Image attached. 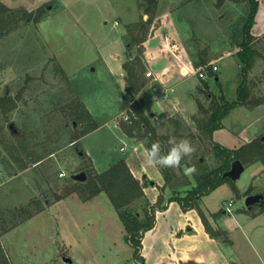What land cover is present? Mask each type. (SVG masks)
I'll return each mask as SVG.
<instances>
[{
    "label": "rangeland",
    "instance_id": "374dc122",
    "mask_svg": "<svg viewBox=\"0 0 264 264\" xmlns=\"http://www.w3.org/2000/svg\"><path fill=\"white\" fill-rule=\"evenodd\" d=\"M9 1L33 11L40 7L45 16L38 22L33 21L35 14L31 19L23 18L0 38V95L6 91L16 97V106L8 117L0 111V217L5 220L3 225H9L7 220L11 218L12 211L35 196L48 197L53 206L4 233L1 237L3 244L16 264H113L119 259H114L106 245L101 243L104 240L101 231L108 226L116 234L119 227L116 224L112 226L110 218L105 221L95 218L101 213H109L110 216L112 207L108 206V212H105L104 206L87 209L78 205L80 197L77 192L63 195V186L68 175L81 167L83 160L78 149H82L101 169L121 158L126 161L129 156L127 162L145 182L152 204L158 199L163 178L161 171L146 168L143 143L134 145L121 132V123L125 121L123 115L131 107L122 68L129 40L125 25L140 18L138 0ZM258 2L261 5L258 21L264 24V0ZM244 8L245 2L241 0H223L221 3L217 0H157L158 16L154 18L150 31H155L150 41L158 43L157 51L147 52L145 46L141 53L145 70H150L152 76H147L145 72L146 82L139 96L144 111L155 113L158 124L171 115H178L189 130L197 133L192 118L197 109L193 93L203 78L198 76L197 69L193 68L195 73L184 80L181 75L158 78L160 83L173 85L176 89L180 87L182 102L179 105L183 109L177 110L170 104V96H163V89L153 78L165 65L169 67V72L175 71L173 53L168 45L163 44L174 39L182 41L190 62V54L195 53L197 47L207 44L218 66L215 70L217 78H207L210 90L223 93L229 101L236 98L240 66L236 47L230 41L233 30L237 31L235 23L243 18ZM136 53L138 51L134 47L131 55ZM257 61L255 74L264 69L260 66L261 60ZM59 66L64 73L58 70ZM72 98H79L91 113L92 120L98 124L96 129L81 136L74 144L70 142L71 138L88 120L72 124L71 119L63 115L61 106ZM186 102H191L192 109H184ZM239 107L232 108L224 116L223 125L217 128L213 137L229 148L240 146L253 130V137L264 133V105L255 109ZM116 120L120 128L115 124ZM8 126L20 135L21 140H29L26 151L18 149L15 154L25 157L35 142L41 152L51 149L53 153L38 164L25 158L22 164L15 162L2 141L8 140L15 145L19 143V138L10 134ZM168 130L172 128L158 126V133L166 144H169L166 139L170 142L184 138L190 140L193 146L198 143L197 139H191L188 131L183 135L170 136ZM121 146H124L123 150ZM205 158L209 166L215 164L210 152L206 151ZM260 163L257 161L246 166L234 163L231 181L237 192L231 182H224L203 194L198 201L199 207L205 212L218 213L220 217H230V222L234 224L231 216L223 212V203L231 201L233 213H245L244 210L248 209L244 204L245 192L249 186L253 185L255 192H264V171L254 176L261 168ZM60 171L64 172L63 176L59 175ZM177 171L180 173L179 169ZM166 192L168 196L169 192ZM56 194L67 196L56 202L53 201ZM101 197H105L104 194ZM171 201L168 213L184 212L182 207L176 212L179 202ZM260 207L264 208V204L254 205L253 210H260ZM153 211L157 216L160 209L155 206ZM59 229L66 242H74L71 248H63L57 232ZM92 233L93 236L98 234V237H89ZM92 242L99 245L93 246ZM122 243L124 253L120 260L133 249L123 236ZM253 244L255 241L248 245L249 252ZM246 247L244 244V251H247ZM65 256L72 261H64Z\"/></svg>",
    "mask_w": 264,
    "mask_h": 264
},
{
    "label": "trees",
    "instance_id": "16d2710c",
    "mask_svg": "<svg viewBox=\"0 0 264 264\" xmlns=\"http://www.w3.org/2000/svg\"><path fill=\"white\" fill-rule=\"evenodd\" d=\"M222 1L217 0V3ZM241 1L245 2L243 18L235 23L237 31L233 30L232 40L230 41L236 47V57L240 66V81L236 88V98L234 100L229 101L223 93H214L209 88L207 78L217 76L215 70L212 69L211 60L213 55L209 53L210 47L207 44L203 47H197L195 53L190 54L192 65L197 69V72L204 70L207 75L206 78L201 79L202 81L193 93L197 102V109L192 118L197 133L189 130L185 121L178 115H171L162 120L161 124H158L155 120V113L144 111L140 102L139 91L146 82V70L141 53L143 54L145 50V41L153 34L150 31L153 29L154 18L158 16L156 15L157 0H138V7L141 9L140 18L125 25L129 40L126 43L127 56L122 63V68L125 73V89L131 102V112L135 113V117L132 116L130 121L121 123L124 133L141 141L146 150L151 143L159 142L162 152L166 153L171 145L167 139L166 141L169 144H166L162 135L158 133V126L164 125L167 128H172L171 131L168 130L170 136L183 135L188 131V135L192 136V140L197 139L198 143L194 145L196 151L192 156L185 157L181 162V166L178 168L180 173L177 169L158 168L162 173L164 182L160 187L157 201L152 204L143 189L145 182L133 175L124 159H118L106 169L97 171L88 154L84 150L78 149L83 162L75 173L83 171L86 177L84 180H76L73 178L75 173L68 175L63 186V195L74 191L78 193L81 199L86 200L101 192L105 193L123 224L124 237L132 246L133 256L138 261H142L140 254L142 236L146 230L154 225L153 207H164V193H167L166 190L169 192L168 200H177L184 210L192 207L198 210L204 227L211 236L227 239V234L223 229H214L209 224L206 214L199 207L198 201L203 194L227 181L231 182L233 189L237 192V188L229 175L234 163L246 166L260 161L264 164V133H260L234 148L226 147L213 139L214 130L223 125L222 119L232 108L237 106L254 108L258 105H264V69L258 74L254 73L255 66L258 65V59L261 60L260 66L264 67V36L255 37L250 32L258 0ZM40 9L39 7L33 11L27 10L23 6L8 7L0 1V38L12 30L17 22L23 18L25 20L31 19L32 15L35 14L33 21H40L45 16ZM134 47H136L138 53L132 56L131 50ZM58 70L64 73L60 66ZM15 106L16 97L4 91L0 95V111L5 117H8L9 112ZM61 111H63V115L71 119L72 124L88 120V123L82 127L79 133L71 138L70 142L72 144L76 143L84 134L98 127V124L92 120L88 108L79 98L70 99L69 102L61 106ZM9 129L10 134L19 138V143L15 145L8 142V140L2 141L4 148L15 162L22 164L25 158L34 164H38L43 161L45 156L53 153L51 149L41 152L37 148L38 143L35 142L31 144V149L25 157L15 154L18 149L22 152L26 151L29 140H25L26 142L21 140L20 135L14 129L11 127ZM166 136L168 137V135ZM206 151L210 152L215 158V164L212 166H209L206 161ZM193 166L196 168V173L190 176L185 175L184 169ZM252 192H254L253 185H250L245 195ZM63 195L56 194L53 201L60 199ZM48 204H51L48 197L35 196L12 211L9 225H3L5 220L0 217L3 220L0 221V235L19 222L41 211ZM252 209L253 206L249 211ZM260 210H264V208ZM217 214L213 213V216L215 217ZM0 264H12L1 239Z\"/></svg>",
    "mask_w": 264,
    "mask_h": 264
},
{
    "label": "crops",
    "instance_id": "0c3cea01",
    "mask_svg": "<svg viewBox=\"0 0 264 264\" xmlns=\"http://www.w3.org/2000/svg\"><path fill=\"white\" fill-rule=\"evenodd\" d=\"M0 1L8 7L23 6L25 8H28L24 5L14 4L9 0H0ZM260 6L261 5L258 2L257 10L254 16V22L250 28L251 34L255 37L264 36V24L258 21V17L261 11ZM28 10L31 9L28 8ZM154 34L155 31L152 34V36H150L144 43L147 52L151 51V53H155L157 51L155 49H157L158 43L154 44L153 42L150 41V39L153 37ZM163 44H166L170 47L169 50L171 53H173L172 59L175 60L173 64L175 66L173 67L175 68L174 72H176V70L178 72L176 73L172 71L169 72L168 71L169 67L165 65L161 67L160 71L158 72V76L154 75L155 80L158 81L156 82L158 83V86L161 89H163L162 91L163 92L162 94H164L163 96H167V95L170 96V101H171L170 104L177 110L178 108L183 109L179 105V103L182 102L181 98L179 97V92L181 91L180 87H177L176 89L173 85L160 83L159 79L160 78L163 79L164 77L170 78L181 75L182 76L181 79L184 80L186 78L191 77L195 73L193 69L194 67L190 65L191 62L189 58L186 57L187 53L186 51H184L185 49L183 47L184 45L182 44V41L174 39L169 43H163ZM149 47H151L150 50ZM214 62L215 59H212L211 63L215 64ZM170 87H173L172 91H169ZM165 90H167V92H165ZM183 105H184V109L185 108L192 109L191 102H186V104ZM115 124L117 125V127H119V125L116 122ZM216 131L217 129L214 130L213 137ZM121 132L123 136L129 138L134 145L137 144L138 142H141L135 138L128 136L123 131ZM254 132H255L254 130L252 132H249L247 138H244L243 141L246 142L250 140L253 137ZM136 147H138V145ZM86 153L91 158V156L87 151ZM128 159L129 156H127V160ZM91 160L94 168L97 171H102L113 163L110 162L105 168L101 169L94 163L93 158H91ZM127 164L130 170L132 171L133 175L143 182L140 175L135 171V169L131 167L130 163L127 162ZM260 164H261L260 165L261 168L258 170V172L255 173L254 176L264 171V164L262 163ZM163 182L164 179L162 178L161 186L163 185ZM143 189L150 203H152L148 196L147 193L148 188L145 186V183L143 184ZM252 193H255V191ZM102 194H104L105 197H101ZM166 194L167 193H164L165 196L163 203L164 207L159 208L160 212L158 211L159 215L157 214V216H155L153 227L146 230L142 236L141 248H140L142 261H138L134 258L133 249L131 252L130 251L126 252L125 258H122V260H120V256H122V253H124L123 252L124 247L122 243V236L124 237L125 234L124 227L122 222L119 221L120 220L118 219L119 217L115 216L114 213L115 210L105 193L101 192L86 200H83L78 197L79 198L78 200L80 202L78 203V205L85 206L87 207V209L88 207L104 206L106 207L105 212L106 211L108 212L109 210L108 206L112 207L110 216L109 213H101V215H99L98 217L95 216V218H98L100 221H105L108 220V218H110L112 221V226L116 224L119 227L118 232L117 233L115 232L116 234H113V230L108 229L109 228L108 226H107L108 228L106 227L105 230L101 231L104 238V240L101 241V243L106 245L107 250L111 252V255L114 259L116 260L119 259L113 264H264V210L252 209L251 211H249V209L252 208L251 207L248 208L247 210H244L245 213L235 214L233 213L232 209L231 212H226L224 208H222L224 213H228V215L231 216V218L234 220V224L230 222V217L224 218V216L220 217L219 215H216L214 217L213 211H208V212L204 211V213L207 216L209 224L214 229L220 228L226 232L228 238L223 239L221 237L211 236L208 233V231H206L204 224L198 213V210L195 207L188 208L186 210L183 209L184 212L181 214L168 213V210L171 205L170 203L173 201L168 200ZM66 196L61 197L60 199L56 200V202L64 200ZM225 203L226 202L223 203V207ZM51 206H53V203L46 205L45 208L42 209L41 211L19 222L18 224H16L15 226L11 227L8 230L18 228L19 226L27 222V220L40 214V212L50 209ZM177 206L175 207L176 212L181 209L179 203H177ZM88 211H93V210L89 209ZM10 219L7 221H10ZM55 219L57 220L58 218ZM51 228L55 229L54 226H51ZM8 230H6L0 235L2 244L3 241L1 237ZM60 230L61 229H59L57 232L61 238V241L63 242V248L66 249L68 247L71 248L74 242L68 240L66 242V240L62 237V233ZM92 236L93 233L92 235L90 234L89 237ZM95 236L98 237V234L97 235L95 234L93 237ZM251 241L252 242L255 241V244H253L254 246L251 247L252 249H250L249 252L248 247L250 246ZM256 242L258 248L256 246ZM92 243L93 246L99 245L98 242H92ZM76 244L74 245L76 246ZM244 244H246L247 246L246 247L247 251H244L243 250L244 248H242ZM3 246L12 264H16L15 260L11 257L10 253L8 252L4 244ZM67 259H70V261H67ZM64 261L71 262L72 259L69 258L68 256H65Z\"/></svg>",
    "mask_w": 264,
    "mask_h": 264
},
{
    "label": "clouds",
    "instance_id": "9594fccd",
    "mask_svg": "<svg viewBox=\"0 0 264 264\" xmlns=\"http://www.w3.org/2000/svg\"><path fill=\"white\" fill-rule=\"evenodd\" d=\"M170 147L166 153L162 152L159 142L151 143L146 150L144 158V166L146 168H171L178 169L185 157H190L196 151L191 141L184 138L180 140L170 141ZM196 173V168L188 167L184 169L185 175H193Z\"/></svg>",
    "mask_w": 264,
    "mask_h": 264
},
{
    "label": "water",
    "instance_id": "95a60500",
    "mask_svg": "<svg viewBox=\"0 0 264 264\" xmlns=\"http://www.w3.org/2000/svg\"><path fill=\"white\" fill-rule=\"evenodd\" d=\"M231 170L229 171V175H231ZM86 177L85 173L83 171H79L73 175V178L76 180H84ZM244 204L247 208H251L252 206L258 204L262 205L264 204V192H255L250 193L245 196ZM67 261H70V259H67Z\"/></svg>",
    "mask_w": 264,
    "mask_h": 264
},
{
    "label": "built area",
    "instance_id": "2783aa9c",
    "mask_svg": "<svg viewBox=\"0 0 264 264\" xmlns=\"http://www.w3.org/2000/svg\"><path fill=\"white\" fill-rule=\"evenodd\" d=\"M212 69L213 70H217V66L215 64H212ZM197 73H198V76L203 77V78H206V76H207L206 75V72L204 70H200ZM146 75L147 76H152V72L150 70H148V71H146ZM153 78H155L154 75H153ZM172 90H173V87H170L169 88V91H172ZM165 92H167V90H165ZM130 104H131V102H130ZM132 116L135 117V113L133 111L131 112V107H130V109L128 110V112H126V114L123 115V118H124L125 121H130ZM115 122L118 123L117 120ZM120 149L123 150L124 149V146H121ZM59 175L60 176H63L64 175V172L60 171L59 172ZM230 206H231V201H229L228 203H225L224 210L226 212H231V207Z\"/></svg>",
    "mask_w": 264,
    "mask_h": 264
}]
</instances>
